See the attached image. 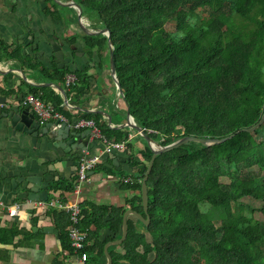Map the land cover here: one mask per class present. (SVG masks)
Segmentation results:
<instances>
[{"label": "trees", "instance_id": "16d2710c", "mask_svg": "<svg viewBox=\"0 0 264 264\" xmlns=\"http://www.w3.org/2000/svg\"><path fill=\"white\" fill-rule=\"evenodd\" d=\"M74 1L83 15L97 16L92 28L111 30L127 112L152 140L166 146L186 136L224 138L237 133L210 146L188 142L156 158L147 179L151 221L145 224L134 214L128 216L129 232L120 244L124 252H115L119 244L110 248L113 264H196V257L201 264H264V138L260 137L264 121L253 132L240 131L254 126L264 113V0ZM72 9L78 13L77 7ZM45 12L64 20L57 4ZM80 35L72 34L70 41L82 37L91 55L97 48L103 57L109 48L108 34ZM25 52L16 47L9 53L19 64L29 62L32 69H40L49 82L63 85L70 72L78 84L85 77L82 71L58 70L54 63L51 69L34 64ZM71 89L64 90L68 98L79 93L77 86ZM36 91L30 88V93L55 104L72 120L60 108V95L47 87ZM87 118L96 120L110 141L128 138L123 129L102 125L99 114ZM132 131L144 142L140 161L132 155L131 142L125 149L129 167L136 171L116 172L108 159V166L100 165L96 172L118 176L122 189L136 193L130 207L146 215L142 180L153 153ZM77 179V175L71 180L55 177L48 197L67 198ZM244 197L259 204L243 203ZM203 202L215 216L202 210ZM245 205L248 213L242 212ZM127 209L89 200L81 203L79 226L89 230V241L95 240L87 248L88 264L107 263L106 244L122 236ZM47 215L72 251L69 213L48 207ZM105 229L111 234L101 241ZM33 233L15 223L0 226V244L23 242L16 240L21 234L31 243Z\"/></svg>", "mask_w": 264, "mask_h": 264}, {"label": "crops", "instance_id": "0c3cea01", "mask_svg": "<svg viewBox=\"0 0 264 264\" xmlns=\"http://www.w3.org/2000/svg\"><path fill=\"white\" fill-rule=\"evenodd\" d=\"M48 3L36 4V0H0V43H4L9 49L5 50L0 44V111H6L10 106L23 108L27 95L32 94L30 93L31 87L36 89L37 93L40 92V88L47 87L59 95L55 88L49 86V84L55 82L47 81L41 74L40 69H32L29 66V62H26L25 65L19 64L18 60L12 58L9 53L16 47L22 48V52L23 50L26 51L24 55L31 62L51 69L54 60H51L52 52L47 38L52 34H56L58 39L66 45L72 43L70 41L72 34L79 33L82 35L85 33V31L79 32L76 27H73L75 26L73 23L68 26L61 23L65 20L73 21L72 17L64 16V20H57L60 22L55 25L56 23L50 19L51 16L45 12L47 6H50ZM22 24L28 25L29 29L24 31ZM85 24L92 30H97L91 27L92 23ZM32 35H34L35 44L32 49H29V45L32 42L30 36ZM75 44L77 45V50L91 54L89 50L85 49V42L82 37ZM41 49L44 54L39 52ZM92 52L94 56L93 62L87 56L81 57V60L79 58L76 60L80 71L85 77L82 78L81 84L77 83L78 85H75L79 93L72 94L68 98L69 103H65L60 96L61 104L65 103L62 106L63 111L70 113L73 117L71 123L75 118H87L88 116L99 114L102 116L100 121L102 125L106 123L111 129H123L124 133L134 137L131 141L132 155L140 161L144 153V142L126 126L128 112L123 97L114 81L111 58L108 56L110 50L108 48L104 52L103 57L99 55L97 48ZM99 58H101L100 62H98ZM69 69L76 71L74 66ZM96 78H99L98 85L94 84V79ZM58 85L64 87V84ZM65 89L72 90L64 87ZM10 91L12 93L8 94ZM30 111L33 113L31 109ZM72 130L82 134L87 129H77L74 126ZM76 139L80 138L77 137ZM89 140L87 150L92 155L100 154L101 143L92 140V138H88ZM48 141H37L36 138L31 136L12 133L8 129L0 127V188L6 194L5 200H3L4 205L0 204V226L3 227L10 223H15L20 228L33 229L34 231L31 243L27 242L29 237L24 238L23 234L16 238L17 241L21 238L24 240L23 242L18 244L1 243L0 264L77 263V254L69 249L67 240L60 238L58 228L48 217V207L28 202V190L24 188L21 190L22 186L15 188V183L18 184L19 182L13 181V179L21 176H39L41 181L48 182L47 190L49 195L53 192L49 189V183L55 177L61 176L71 180L74 175H77L78 158L81 154L76 153V151L66 153L65 150L54 147L52 142ZM126 151L118 150L113 153L118 161L117 165L113 163V168L116 172L125 171L132 173L136 171L129 167L125 157ZM110 156H103L101 165L108 166V159L113 161ZM25 184L26 182L22 183V185ZM134 194L136 193L131 190H124L118 185V176L95 171V173L92 172L90 180L80 183L79 192L72 191L66 196L68 199L78 200L80 203L89 200L98 204L131 208V199ZM17 199H22L24 209L17 215L10 216L6 207ZM47 227H52L56 232L54 230H46ZM109 234L111 232L105 229L100 237L101 241H104ZM16 240L15 242H17ZM94 243L95 240L90 241L91 247L94 246ZM64 244L67 246L66 248ZM120 244L115 249L116 253L124 252ZM102 261L101 258L100 263ZM108 262L109 259L106 264Z\"/></svg>", "mask_w": 264, "mask_h": 264}, {"label": "water", "instance_id": "95a60500", "mask_svg": "<svg viewBox=\"0 0 264 264\" xmlns=\"http://www.w3.org/2000/svg\"><path fill=\"white\" fill-rule=\"evenodd\" d=\"M69 5L78 8V24L80 27H82L85 33H88L90 35H98L101 33H106L109 35V50L111 52L112 74L114 77V81L120 91V94L123 97V91L119 83V79L117 77V72H116V67H115V62H114V41H113L111 30L109 28L92 30L87 24L84 23L82 7L76 4L74 0H71V4ZM22 28L24 31L28 30L26 26L23 24H22ZM42 35L45 36L44 34ZM30 38L32 42L29 45V49L30 48L32 49L35 44L34 35L30 36ZM47 40L50 43V49L54 57V63L56 64V68L58 70H63V69L68 70L69 66L73 64L75 70L80 71L78 63L74 61V58L65 54L64 42L59 40L56 34H52L50 37L47 38ZM71 49H77V45L75 43L71 44ZM39 52L41 54H44V51L42 49L39 50ZM78 55L87 56L88 58H90L91 62H93L94 60L93 55L85 51H82V50L81 51L76 50L75 56L77 57ZM100 61H101V58H99L98 62ZM98 81H99V78L94 79V84L98 85ZM49 86L57 90V92L62 97L64 102L69 103L68 97L67 95L64 94V90L60 85L53 83V84H49ZM30 109H31L30 105L25 104L23 108H20L18 106H10L8 110L0 111V127L8 129L9 132H12V133H18L19 135L24 134L27 136H31L33 138H36L37 141L49 142L48 140H50L54 147L61 148L62 150H65L66 153H72V151H76V153L82 154L83 151H87L88 145L90 142V140L88 141V138L92 137V130L87 129L82 134H79L78 132L73 131L72 128L76 125L79 118H75L71 124L61 123L58 120L42 122L39 119H37L33 113H31ZM263 121H264V113L262 117L260 118V120L254 126L250 128L242 129L240 131L253 132L263 123ZM126 126L129 129L135 130L137 133H139L146 140L149 148L152 150V153H153L152 159L147 167L145 177L142 180L141 195H142V202H143V207H144L146 215H144L143 213L133 208H128L125 211L124 216H123L122 236L118 239L110 241L106 246V254L109 259L108 264H113L112 255L110 253V247L112 246V244H120L127 238V235L129 232L128 216L130 214H134L145 224H149L151 221V216L148 212L149 191H148L147 179L153 169L156 158L188 142H199L204 145L210 146L214 144L224 143L228 141L229 139L233 138L237 134V133H234L224 138H198V137L186 136L181 139H178L176 142L172 144L163 146L155 142L154 140H152L149 137V135L145 133V130L143 128L135 124L129 111H128V122ZM77 137H79L80 139L77 140L76 139ZM110 157L113 160V163L117 165L118 164L117 157L115 155H111ZM141 168H143V166H141ZM13 181L19 182L18 184L15 183V188L22 186L21 190H23V188L27 189L28 190L27 194L30 198L46 199L48 197V190H47L48 182L41 181V178L39 176H30V175L21 176V177H17L13 179ZM23 182H26V184L22 185ZM5 196L6 194L4 193L3 189L0 188V199L5 200ZM46 230L52 231L54 229L52 227H47ZM54 231L56 232V230Z\"/></svg>", "mask_w": 264, "mask_h": 264}, {"label": "built area", "instance_id": "2783aa9c", "mask_svg": "<svg viewBox=\"0 0 264 264\" xmlns=\"http://www.w3.org/2000/svg\"><path fill=\"white\" fill-rule=\"evenodd\" d=\"M78 83V77L74 72H70L65 75L64 87L71 88ZM67 103V102H65ZM61 104L60 108L63 110ZM25 104H29L32 112L37 116V118L42 122H47L50 120H58L61 123L71 124V120L65 116L62 112L57 110L55 104L45 103L39 96L34 94L27 95L25 99ZM75 127L77 129H91L92 130V140L100 142L102 147L101 153L97 155H92L90 151H83V153L78 158L77 167V184L75 186L76 192L80 191V183L82 181H88L91 179L92 172H95L98 167L102 164L103 156L113 155L115 151L125 150L127 144L134 138L132 135H128L126 140L122 142L110 141L102 132L98 122L94 119L89 118H79ZM28 202H32L38 206L54 207L58 210L65 211L69 213L71 224L68 227L69 238L71 242V248L78 256L76 264H88L89 262V252L87 248L90 246L89 241V230L83 229L79 226V220L81 215V203L78 200H71L65 196H60L58 194H53L51 197L46 199H34L27 198ZM0 204L4 205V201L0 199ZM24 209L23 202L20 200L14 201L11 205L6 207L7 213L10 216L17 215L21 210Z\"/></svg>", "mask_w": 264, "mask_h": 264}, {"label": "rangeland", "instance_id": "374dc122", "mask_svg": "<svg viewBox=\"0 0 264 264\" xmlns=\"http://www.w3.org/2000/svg\"><path fill=\"white\" fill-rule=\"evenodd\" d=\"M59 1V2H58ZM65 1H67V0H52V2L53 3H55V4H58V7L60 8V5L62 4V3H66ZM61 9V8H60ZM92 18H97V16L96 15H91L90 13H85L84 15H83V20H84V23H93V20H92ZM51 20H53L56 24L55 25H58V23L60 22V21H57L58 19H55L54 17H51L50 18ZM98 19V18H97ZM97 22L99 23V21L97 20ZM63 25H66V26H68V25H71V23H73V24H75V26H73V27H76L77 28V30L79 31V32H82L83 31V29H82V27H79V25L77 26V24H76V22H74V21H68V20H65V21H63V22H61ZM94 25V24H93ZM92 26V25H91ZM93 28H95V27H93ZM96 29V28H95ZM81 57H83V56H80V55H78L76 58H77V60H78V58H79V60H81ZM89 60H90V58H89ZM260 137H263L264 138V131L261 133V135H260ZM243 203H250V204H253V205H257V204H259L258 202H253V201H251V200H249L248 198H246V197H244V198H242V200H241ZM201 208H202V210H204L206 213H208L209 215H211V216H215V214H216V212L210 207V205L209 204H207V203H205V202H203V203H201ZM243 213H248L249 212V208L245 205L244 206V208H243V211H242ZM254 216L256 217V218H259V219H261L262 218V216H261V214L258 212V211H255L254 212ZM215 218V217H214ZM216 220H217V218H216ZM195 263L196 264H201V260H200V258H198V257H196L195 258Z\"/></svg>", "mask_w": 264, "mask_h": 264}, {"label": "flooded vegetation", "instance_id": "af4514ba", "mask_svg": "<svg viewBox=\"0 0 264 264\" xmlns=\"http://www.w3.org/2000/svg\"><path fill=\"white\" fill-rule=\"evenodd\" d=\"M59 2V1H58ZM66 3H62L61 5H60V8L62 9V10H60V8H59V10L62 12V13H64V15H65V17H72V19H74L73 21L74 22H76V24H77V26L79 25L78 24V13L76 14L75 13V11H73V9H72V7L73 6H71V5H69V4H71V1H65ZM42 4V3H46V0H36V4ZM49 5H50V9L51 10H53V6L55 5H53V2L51 1V2H49L48 3ZM58 5V4H57ZM66 19V18H65ZM26 26V28L27 29H29L28 28V25H25ZM80 27V26H79ZM96 29H98V28H96ZM100 29H103V28H100ZM71 44H73V43H70V44H66V45H64V51H65V54L66 55H69V56H71L72 58H74V61H76L77 60V58H76V56H75V52H76V50L78 49H71ZM51 60H54V57H53V54H52V56H51ZM69 68H73V64L72 65H70L69 66ZM79 81V80H78Z\"/></svg>", "mask_w": 264, "mask_h": 264}]
</instances>
